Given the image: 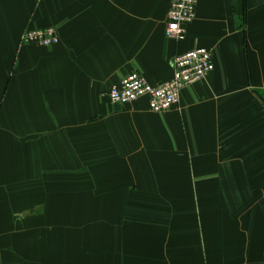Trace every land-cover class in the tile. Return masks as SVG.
Returning <instances> with one entry per match:
<instances>
[{"label":"crops","instance_id":"0c3cea01","mask_svg":"<svg viewBox=\"0 0 264 264\" xmlns=\"http://www.w3.org/2000/svg\"><path fill=\"white\" fill-rule=\"evenodd\" d=\"M170 6L0 0V264H264V0H198L183 39ZM196 47L179 106L110 101Z\"/></svg>","mask_w":264,"mask_h":264},{"label":"built area","instance_id":"2783aa9c","mask_svg":"<svg viewBox=\"0 0 264 264\" xmlns=\"http://www.w3.org/2000/svg\"><path fill=\"white\" fill-rule=\"evenodd\" d=\"M198 0H171L168 11L166 33L179 39L186 34L187 24L197 15ZM22 40L51 46L59 42L55 27L26 31ZM214 70L212 51L205 47L193 48L174 59L173 77L161 84H151L140 72H132L113 85L108 96L113 104H131L141 98H148L150 109L155 113H165L180 105L184 89L205 79Z\"/></svg>","mask_w":264,"mask_h":264}]
</instances>
